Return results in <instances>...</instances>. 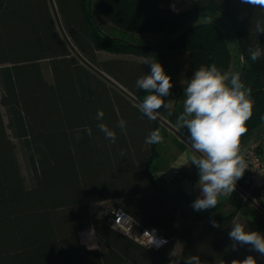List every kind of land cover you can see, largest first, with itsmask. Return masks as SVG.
<instances>
[{"label":"trees","instance_id":"trees-1","mask_svg":"<svg viewBox=\"0 0 264 264\" xmlns=\"http://www.w3.org/2000/svg\"><path fill=\"white\" fill-rule=\"evenodd\" d=\"M53 1L59 20L51 0H0V264H184L192 255L201 264H232L249 255L264 264V256L228 235L234 221L264 235V216L239 192L230 193L236 210L217 215L195 211L186 191L171 192L159 183L152 165L160 143L145 139L152 130L162 135L165 129L158 118L140 111L150 93L136 86L151 72L146 62L161 63L168 74L171 58L183 51L190 56L188 73L215 64L228 74L234 58L227 29L239 55L241 81L252 89L254 101L240 138L245 143L264 129V56L252 61L249 54L250 48L264 49V33L255 31L257 21L264 24V10L242 0H192L184 11L164 0H100L103 16L118 31L108 35L98 29L89 0ZM199 17L214 21L179 33ZM168 32L158 46L162 37L144 45L133 36ZM180 98L185 99L184 91L175 89V105ZM98 110L104 112L102 121L96 119ZM182 112L183 106L166 110L165 120L190 140L178 120ZM121 118L126 134L116 126ZM101 122L116 132L115 143L97 128ZM236 184L262 205V189L245 172ZM106 202L141 228L154 227L178 244L145 247L113 229L105 211L91 212L92 204ZM90 227L99 248H89L81 238Z\"/></svg>","mask_w":264,"mask_h":264},{"label":"clouds","instance_id":"clouds-1","mask_svg":"<svg viewBox=\"0 0 264 264\" xmlns=\"http://www.w3.org/2000/svg\"><path fill=\"white\" fill-rule=\"evenodd\" d=\"M242 2L264 10V0H242ZM255 31L264 33V24L257 21ZM249 54L251 60L256 61L264 56V49L250 48ZM146 63L150 65L151 72L140 77L136 81V86L150 94L138 107L144 116L155 121L161 107H167L163 98L171 95L170 89L173 84L161 63L157 61ZM251 94L252 89L245 87L239 73L229 76L222 73L215 64L200 66L187 81L183 112L178 120L190 133L193 151L200 154L193 156L191 161V164L198 168L197 187L201 193L191 204L195 211L215 208L219 202L218 197L223 193L234 192L237 180L246 170L245 161L240 155V138L246 133L245 124L252 116L254 101ZM103 117V110H98L96 119L102 121ZM126 124L127 122L121 118L116 126L126 134ZM97 128L106 139L115 143L116 132L106 123H98ZM85 131L91 136L90 127L85 126ZM162 140L163 136L157 128L149 133L145 143L157 144ZM125 217L122 213H117L113 229H116L120 220ZM212 226L220 227L215 221H212ZM128 231L131 232V228ZM155 231L145 230L140 237L145 247L152 245L159 247L166 243L163 239H157ZM228 235L234 244L250 245L264 256V235L261 233L248 231L245 224L234 221ZM184 264H201V260L199 256L192 255L184 260ZM232 264H257V261L254 256L249 255L242 261H232Z\"/></svg>","mask_w":264,"mask_h":264},{"label":"crops","instance_id":"crops-1","mask_svg":"<svg viewBox=\"0 0 264 264\" xmlns=\"http://www.w3.org/2000/svg\"><path fill=\"white\" fill-rule=\"evenodd\" d=\"M180 3V6L177 7V4ZM192 1L186 4V8H190ZM181 5L179 0H176L174 4L171 5V8L175 11H184L186 8ZM118 34V33H116ZM155 36V35H150ZM159 38H151L149 42L158 40ZM189 78H192V74L188 73ZM187 85V83H186ZM186 87V86H185ZM185 90V89H184ZM170 100V99H169ZM171 101V100H170ZM173 102V101H172ZM171 102V103H172ZM167 107H161L160 114L162 118L166 119L164 112L166 110H173L177 107L175 105V100L173 104ZM168 120V119H167ZM163 130V140L159 144V157L156 159L152 165V171L159 179V183L164 185L171 192L186 191L192 198V201H195L200 195V189L197 187L199 180L198 168L196 165L191 164L193 156H199L197 152H194L193 149L183 142L176 134L164 126ZM257 143L260 149L262 156L264 157V129L257 132L251 139L245 143L240 144V155L242 154L243 149L248 143ZM155 167V168H154ZM218 205L215 208H210L217 215H226L230 212H233L237 208V203L232 204L230 201V193H223L218 197ZM102 203H94L91 206L93 207L100 206ZM261 204L264 207V189L261 191ZM98 206V208H99ZM97 214L101 213V210H97ZM95 213V212H94ZM93 214V210H92ZM85 230H92L93 228H87ZM84 230V231H85ZM82 231V233L84 232ZM81 233V234H82ZM94 233V231H93ZM95 235V234H94ZM91 242H84L89 248H96V244ZM176 240H173L174 242Z\"/></svg>","mask_w":264,"mask_h":264},{"label":"rangeland","instance_id":"rangeland-1","mask_svg":"<svg viewBox=\"0 0 264 264\" xmlns=\"http://www.w3.org/2000/svg\"><path fill=\"white\" fill-rule=\"evenodd\" d=\"M181 2V5H183V7L186 6L187 3L191 2L192 0H179ZM175 3V2H174ZM180 6V3L177 4V7ZM91 15L93 17V19L95 20V22L97 23V25L99 26V28L101 29V31H103L104 33L108 34V35H115L116 33H118V31L114 28V26L103 16L102 12H101V7H100V0H91ZM186 8V7H185ZM189 9L186 8V10ZM214 21V19L210 18V17H199L197 19H194L192 21H190L184 28H182L180 30L179 33L185 31V29L197 24V23H201V22H211ZM224 34L226 36V39L228 41V45L231 49L232 55H233V62L230 68V71L228 73L229 76H231L234 73H239V55L237 54L236 51V45L235 42L233 41L231 35H229V33L227 32V29L223 28ZM135 37V41H137L138 43H142V44H147L149 41H151V38H163V35H155V36H150V35H133ZM132 39V38H131ZM190 56L189 53L187 51H183L175 56H173L170 60V64L168 66L167 72L169 74V76H171V82L173 84V87L170 89V93L172 95V97L170 98V95L167 97H164L163 99L165 100V104L170 106V103L173 101V96L175 95V89H179V90H183L185 89L186 83L188 80H190L189 76H188V69L190 68ZM191 75V74H190ZM193 75V74H192ZM171 101H170V100ZM173 102L171 103V105L173 104ZM184 104V99L182 100L181 98L178 100L177 102V106H183ZM5 114V112H4ZM5 119H7V116L5 115ZM18 143V145L21 144V141L17 140L16 141ZM19 157H20V161L24 170L25 175L27 176V178L29 179L30 176V169H29V164L27 162V160L24 157V154L22 152V150L19 151ZM158 162V160L156 161V163ZM155 168V167H154ZM99 206V205H98ZM97 207H93V215L97 214V210H101V212L107 210L108 207H113V204L111 202H106V203H102L99 208ZM91 210V212H92ZM95 212V213H94ZM82 233V232H81ZM81 238L83 240V242H91L92 240L93 243L96 244V248H99V245L97 243L96 237L93 233L92 230H85L82 234H81ZM174 242H171L170 247L174 248L177 244Z\"/></svg>","mask_w":264,"mask_h":264},{"label":"built area","instance_id":"built-area-1","mask_svg":"<svg viewBox=\"0 0 264 264\" xmlns=\"http://www.w3.org/2000/svg\"><path fill=\"white\" fill-rule=\"evenodd\" d=\"M176 1V0H175ZM241 156L243 157L246 170L245 173L247 175V180L253 184V186L257 188L264 189V157L262 156L259 146L257 143H248L246 147L243 149ZM117 213H122L125 218L120 220V224L117 226L116 230L125 234L123 231L127 232L126 236L136 240L137 242L143 244L141 242V238L145 230L155 231V235L157 239H163L166 243L157 247L155 245L149 246L150 248L160 249L166 247L170 244L171 240L164 236L158 229L154 227L141 228L136 224V222L132 219V217L123 209H116L113 207H108L106 210V215L108 218L109 224L112 226L115 224L117 219ZM131 228V232L128 229ZM144 245V244H143Z\"/></svg>","mask_w":264,"mask_h":264},{"label":"water","instance_id":"water-1","mask_svg":"<svg viewBox=\"0 0 264 264\" xmlns=\"http://www.w3.org/2000/svg\"><path fill=\"white\" fill-rule=\"evenodd\" d=\"M52 1V5H53V8L55 10V14L59 20V17H58V13H57V10H56V6L54 4V1ZM166 2V5L167 6H171L172 4H174L175 0H164ZM91 0H89V12H91ZM99 29V27H98ZM61 30L65 36V38H67L68 40V37L66 36V33L64 32L63 28L61 27ZM169 35V32L165 34L164 38H162V40L156 44V46L160 45L164 40L165 38ZM117 39H120V38H117ZM123 40V39H121ZM126 43H128L129 45L133 46V47H145L144 45H140V44H135V43H131L129 41H126ZM96 70V69H95ZM99 74H101L104 78H106L110 83H112L115 87H117L119 90H121L123 93H125L127 96H129L132 100L140 103L135 97H133L128 91H126L122 86H120L119 84H117L116 82H114L112 79H110L109 77H107L106 75H104L102 72L96 70ZM158 120L159 122L165 126L166 128H168L169 130H171L174 134H176V136H178L183 142H185L188 146L191 147V144H190V140L188 138H186L176 127H174L172 124H170L167 120H165L164 118L158 116ZM192 148V147H191ZM199 154V153H198ZM200 155V154H199ZM235 190L237 192H239V194L248 202H250L255 208H257V210H259V212L264 216V207L262 205H260L258 202H256V200H254L246 191H244L238 184H236L235 186ZM92 249H95V248H92Z\"/></svg>","mask_w":264,"mask_h":264}]
</instances>
